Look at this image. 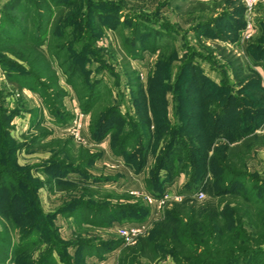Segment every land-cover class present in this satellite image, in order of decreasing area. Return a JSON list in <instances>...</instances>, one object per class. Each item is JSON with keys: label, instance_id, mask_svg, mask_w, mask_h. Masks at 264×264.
I'll list each match as a JSON object with an SVG mask.
<instances>
[{"label": "rangeland", "instance_id": "374dc122", "mask_svg": "<svg viewBox=\"0 0 264 264\" xmlns=\"http://www.w3.org/2000/svg\"><path fill=\"white\" fill-rule=\"evenodd\" d=\"M47 1L0 0V35L19 37L23 27H28L27 33L33 39L38 10L48 14V7L54 10L51 4L67 0ZM72 1L75 4L59 5L57 12L54 10L47 41L40 51L54 61L58 75L59 92L54 100L42 96L45 90L41 84L38 86L26 75L21 77L18 72L22 70L14 66L32 74L34 46L31 50L21 44L13 46L0 36V169L9 167L10 172L4 170L1 175L4 180H15L13 185L23 194L22 198L21 191V196L6 194V183H0V241L9 246L0 264H127L124 262L128 260L136 264H179L163 246H155L158 254L151 255L152 260L136 259L133 252L147 240L163 244L157 240V229L171 212L180 207L198 210L206 202L218 206L220 213L226 208L239 211L236 215L249 234H243V238L258 241L257 246L253 241L254 249L264 248V211L243 196L227 194L214 199L206 186L195 184V188L188 189L193 164L181 170V160L169 162V171H161L158 177L157 164L170 136L155 134L160 126H164L162 133H171V127L183 125L187 133L185 146L198 149L197 171L207 172L206 183L213 180L210 168L216 164L215 151L244 145L246 141H237L232 134L237 129L246 130L247 122L236 123L237 116L233 117L228 122L231 126L226 127L232 133L224 127L225 135L208 138L204 135L205 113L216 109V104L222 106L229 95L239 101L236 107L246 110L255 106L264 111L259 101L264 98V90L257 83L262 78L264 85V60L259 57L264 53V13L249 18L239 0ZM24 9L29 16H25ZM10 18L16 20L14 28L7 22ZM103 19L110 26L104 25ZM250 20L254 31L249 38ZM63 24L65 31H61L66 39L60 57L75 51L87 54L86 60H80L83 70L72 81L52 54ZM13 47L20 55L11 51ZM42 81L49 84L48 79ZM88 83L92 90L87 89ZM219 88L221 94L217 95ZM216 98L217 103L211 105ZM236 107L232 115H239ZM116 108L118 115L99 133L100 139L95 138L93 134L104 123L107 112ZM190 113L193 120H186ZM78 116L82 134L91 143L81 142L73 134ZM248 119L255 125L247 140L249 150L226 163L248 175L260 189L264 187V116ZM141 122L145 124L137 129ZM124 138L128 143L122 156L116 148ZM139 146L148 153L146 163ZM185 151L180 153L181 158ZM173 170L175 176L171 179ZM246 184L248 190L253 186ZM263 190L257 191L264 204ZM200 191L206 195L203 200L195 197ZM141 194L157 201L166 195L171 199L159 207L150 205ZM177 196L182 198L175 199ZM184 214L186 220L188 213ZM218 221L226 225L224 218ZM35 225L44 228V235H40L39 228L32 233L31 241L22 242ZM134 225H142V232L132 244H126L119 229ZM6 237L10 242L5 241ZM245 264H264V257L249 258Z\"/></svg>", "mask_w": 264, "mask_h": 264}, {"label": "trees", "instance_id": "16d2710c", "mask_svg": "<svg viewBox=\"0 0 264 264\" xmlns=\"http://www.w3.org/2000/svg\"><path fill=\"white\" fill-rule=\"evenodd\" d=\"M48 1L46 3H48ZM75 2L76 1L73 2L72 0H67L64 3H62L61 1L60 3H55V4L48 3V4H51L52 6H54V10H56L57 12V10L59 9V5L67 4L66 6L68 5L71 6L72 4H75ZM26 10L27 9H24L23 13L25 14V16H29L27 12L25 13ZM54 10L52 11V9L48 7L47 8L48 14H44L42 10H38L39 21L34 22V24L36 25V32L34 35L35 37H33V39L30 38L29 33H27L28 27H25V28L23 27L24 32L20 33L21 35L19 37H15V35L11 33L10 34L8 33L9 36L5 34L6 37H3L0 35L3 38V39L1 38L2 40L7 39V42L13 46H17L21 44V46H24L22 48H26L28 50H31L32 46H34L35 52L34 50H32V52L35 55V58H33V61H32V74L30 73L31 71L28 72L26 70L27 71L26 72L23 67H20L18 65H14V66L17 70H22L18 72L21 74V77L26 75L27 79L29 78L28 80H32L37 85L41 84V86L45 90V92L42 93L41 95L42 96L48 95L50 96L52 100H54L53 98L56 97L59 92V90L57 91L59 87L58 85H56V79L58 80V75L53 66L54 61L51 59H48V57L45 56L40 51L42 50V47L45 45L47 41L49 30L53 22ZM25 16H24L23 21L26 24H28L27 23L28 19ZM5 17L8 18L7 15H5ZM11 18L8 19L7 22L8 23L10 22L9 23L10 26L14 28L15 26H17L16 20H13ZM99 20H100V17H99ZM61 21L63 23L64 18H61ZM101 21L103 22L104 25L110 26V23L108 24V20L106 21L103 19ZM61 29L62 30L65 29L64 24L60 25V28L58 30L59 33H57L58 35H56L55 37L54 45L52 46V49L55 50V53H52V54H54L53 58L54 57L56 59L58 58L59 61L61 62L58 65L59 68L62 70L65 69L64 74L69 78V80L71 79L70 81H72L75 74L78 71L83 70L81 67V61L82 59L86 60V57L84 58V55L86 56L87 54L83 52L80 53V52L75 51L73 55L71 56H61L60 57V55L63 54L64 50L62 49L63 48L62 46H64L65 44L64 39H66V36L65 38L62 36L65 30L61 31ZM3 31L5 30H2V32ZM76 33L77 32H75L74 34L75 37L78 36L76 35ZM48 42H49V39H48ZM2 45L3 43L1 41L0 47ZM15 50H17L18 52L19 49L14 48V47L11 49L13 53L20 55V53L18 52L19 53L18 54L17 52H15ZM259 57H261V59L264 60V53H259ZM43 78L48 79L49 84H45L42 81ZM261 79L262 78H260V80H258L257 83H258V86H260L264 90V85H262L263 79L262 80ZM86 86H87V89L88 87H91L89 83ZM137 87H139V85H137ZM55 90L57 93L55 92ZM91 90H92V87H91ZM215 93L217 95L221 94L220 88ZM143 99L145 98L143 97ZM217 100L218 99L216 98L215 100L210 101V104L212 105L214 104V102L217 103ZM259 101L262 104H264V98ZM238 102L239 101H237V99L235 100V98H232V96L229 95L228 98L224 100L222 106L219 107V105L216 104V107H215L216 109L207 111L205 113V118L207 119V121H205L207 132L204 133V135L205 137H208V138L219 136L221 133L225 135L226 132H222V131L225 130L227 126L228 127L231 126V124H228V122H231L232 119L234 120L233 117L237 116L236 123L247 122L246 130L237 129L235 130L236 133L232 134L234 135V137L236 136L235 139L237 141L242 140V139L243 141H246L243 143L244 145L237 147V148H230L227 146V147H224L223 150L221 151H218V152L215 151L213 158L216 161V164H212L214 165V169H212L213 167L212 165L210 168V170L213 173V180L208 181L206 183L205 181L207 178V172L205 171V173H201L202 171L201 172L197 171V167L195 163H196V158H197L196 151L198 149L197 147L193 145L190 146V144L188 146L186 145L187 146L186 148L184 143H186L185 138L187 139V136L185 135H187V133L184 132L183 125H181L182 126L181 127L178 124L175 127H173V129L171 127V133H162L160 130L164 126L163 127L160 126V128L157 129V132H155V134L157 135L164 134L166 137L170 136L169 142L166 143V146L164 148V153L161 156L157 164L158 166L156 168V171H157L156 174L159 177L161 171L168 170L166 169V166H169L168 163L172 161L175 164L177 160H181L182 162V165L180 167L181 170H184L192 163L193 165L191 169H193L194 171L190 175L191 180H190V183L187 185L188 189L195 188L194 187L195 184H199V186H204V187L206 186L205 187L206 192L209 194V196H211L214 199L225 198L227 194L241 195L245 198L246 202H250L256 208L264 211V204L262 200H260V198L258 197L259 191L261 190L262 192L264 187L263 188L260 187L259 189L258 183H254L253 180L248 178V175L242 172L234 171L233 168H230L226 163V161H230L231 158L239 157L240 155L245 154L246 151L248 152L249 150L247 149V146L249 145L250 142L247 140L251 139L252 129L255 127V125H254V121H251L250 119H248V117L251 119L253 118L252 120H254V119L260 118L261 116H264V111L260 112L261 110L257 109V107L255 106H253V109L246 108V110H244L242 107H239V106L236 107V103ZM191 103H192V100H191ZM250 106H251V103H250ZM235 107L237 108L238 112H240L239 115H236V114L232 115L231 111L234 110ZM117 109L118 108L107 112L104 123L99 125V127L97 128V131L93 134L95 138L100 136L99 133L105 128L109 120L114 115H118L119 111ZM147 116L149 117L148 113H147ZM147 116L145 114L144 117L146 118ZM191 117H192V114L190 113V115H188V119L186 120H193V118L191 119ZM182 122H184V120ZM146 123L147 124L141 122L140 125H138L137 129L142 128L140 126L143 124L147 125L148 128H150L149 127L150 122L146 121ZM1 126H2V123H1ZM230 130L231 129L228 128L227 132L232 133V130L231 131ZM129 137H132V135H129ZM182 137H183V140H182ZM98 139H100V137ZM125 143H128V140L124 138V141H122L120 145L116 148V151L118 152L117 154H120L122 156L126 154ZM10 148L13 149L14 145L11 144ZM178 148H181L180 151H177ZM184 150H186L185 155L181 158L180 153H184ZM139 151L143 153L142 159L144 163H146L145 157L147 156L148 153L146 154V150L140 146H139ZM8 168L9 167L4 165L0 169V183L1 182L6 183L5 188H4V190L6 191V194L7 192H9L12 195H14V193L16 195L18 194L20 195V191H21L22 196L21 195L20 196L22 198L23 194H22V190L20 189V187L18 188V187H15V185H13V183L16 181L12 179L4 180V175H1L3 174L2 172H4V170H6V174H8L7 173V171H9ZM195 170H196V173H195ZM174 171L175 170L172 171L173 174L170 171L171 175L170 174L169 175L171 179L173 176H175ZM171 179H168V180L170 181ZM21 180L22 178L18 179L17 184ZM246 183L253 184L250 190L247 189ZM2 191L3 190L0 189V194ZM194 194L195 192L192 195ZM184 206H187V205H184ZM200 209L197 210L194 207H187V208L180 207L176 209L173 213L171 212L168 215V217H166V220L164 221V223H162V225L157 229V240L161 239L163 244L159 245V244L154 243L151 240L144 241L140 244L138 248L134 249L135 251L133 252V254L135 255V258L136 259L148 258L149 260H152L150 259V257L151 255L156 256L158 254V250L156 249V247H159V246L160 247L163 246L165 249H167V251H169L168 253H170L173 257H175V259L177 260L179 264H245L247 263L249 258H258V257L263 258L264 257V248L257 247L254 249L252 247L253 246L252 243L255 240L251 241L250 239L243 238V234L244 235H249V234L243 228L240 217L237 216L239 215V211H236V209L226 208L225 211L220 213L218 211L219 210L218 206H216L215 204L209 203V202H206ZM106 212H109V211L106 210ZM1 213H4V212H1ZM184 213H188V216L186 215L187 216L186 220L183 219V215H185ZM247 215L248 216L250 215L249 212H247ZM260 216L263 217L261 214ZM220 218H224L226 220L225 226L219 225L220 223L218 220ZM1 224H2L1 226L3 230H7L5 228V225L3 223ZM39 228L42 229L40 235H44L45 230L44 228L41 227V225L40 226L35 225L33 226V228L31 226L27 234H25V239H23L22 242H24V240L31 241L32 233L34 235L36 232H38L37 230ZM6 238L8 239H5V241L8 240L10 242L11 240L10 237H6ZM239 243L242 245H240ZM255 245L256 246L259 245L258 241H255ZM2 247H5V249H1ZM7 247L9 246L6 243L0 241V258L1 256L4 255V253H7L6 252L8 250ZM206 248H208V251H205ZM189 253H192V254H189ZM221 254H224V255H221ZM194 256H200L201 258H196ZM1 260L2 259H0V262H4ZM183 260H186L187 262L185 261L183 262ZM46 262L47 261H42L41 264H46ZM124 263L136 264L135 260H128V261H125Z\"/></svg>", "mask_w": 264, "mask_h": 264}, {"label": "built area", "instance_id": "2783aa9c", "mask_svg": "<svg viewBox=\"0 0 264 264\" xmlns=\"http://www.w3.org/2000/svg\"><path fill=\"white\" fill-rule=\"evenodd\" d=\"M239 1L245 6L246 12L249 18H251V16H254L255 14L254 11L257 5H260V4L264 5V0H239ZM251 20L249 21L248 27H247L249 38L253 36V31H254V24ZM78 117L79 118L76 119V121L74 122V125L72 126L73 134L77 140L84 142V143H91L90 139L86 138L82 134L81 117L80 116ZM141 195L145 198V200L150 205H155L159 207H162L164 204H166V202L169 199H171L169 195H166L160 201H157L149 194H141ZM195 197L199 200H203L206 197V195L204 192L200 191L199 193L195 195ZM181 198L182 196L175 197V199H181ZM142 228H143L142 225H134L131 227H121L119 229V232L121 233L126 244H132L135 241V238L139 236L140 233L142 232Z\"/></svg>", "mask_w": 264, "mask_h": 264}, {"label": "crops", "instance_id": "0c3cea01", "mask_svg": "<svg viewBox=\"0 0 264 264\" xmlns=\"http://www.w3.org/2000/svg\"><path fill=\"white\" fill-rule=\"evenodd\" d=\"M201 1L206 2V0H201ZM263 13H264V5H262V4L257 5L256 9H255V16H257V15L259 16V14H263Z\"/></svg>", "mask_w": 264, "mask_h": 264}]
</instances>
